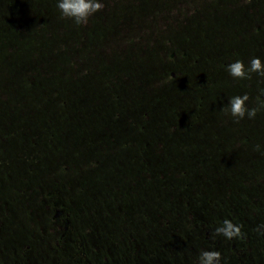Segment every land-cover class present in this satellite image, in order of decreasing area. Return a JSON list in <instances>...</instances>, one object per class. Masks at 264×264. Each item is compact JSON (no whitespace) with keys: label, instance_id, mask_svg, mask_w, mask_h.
Instances as JSON below:
<instances>
[{"label":"rangeland","instance_id":"obj_1","mask_svg":"<svg viewBox=\"0 0 264 264\" xmlns=\"http://www.w3.org/2000/svg\"><path fill=\"white\" fill-rule=\"evenodd\" d=\"M145 1L138 10L140 12L131 16L122 14V20L118 21L119 16L112 15L114 14L112 6L115 4L118 8L129 1L101 0L104 9L91 17L87 25L78 26L73 21L61 17L56 0H14L15 27L12 30L14 46L11 45V42L7 44L0 38V61L2 60L5 64V67L0 70V105L2 110L0 111V140L3 145L2 148L0 147V205H3L4 208L12 207V211L15 208V216L17 215L19 219L30 218L38 205L34 200H29L28 193L24 191L27 188V179L33 174L32 169L36 173L31 181L34 183L35 196H37V191L43 192L42 187H47L46 184L49 183L50 186L55 187L50 189L51 191L60 190V188L68 190L77 200L86 195L87 198L84 199H89L90 205H106L107 208L109 203L110 205L120 203L117 200L112 202L110 196L112 189L121 188L120 193L125 191L124 196H127V192L133 193L132 197L131 194H128V197L137 201V204L145 205L147 212L153 216L159 214L160 206L168 207L166 215L170 219L174 215L169 209L176 203V197L180 195L183 187L175 189L166 186L189 183L190 188L195 189L199 183L192 182L193 177L197 182L211 178L208 185L212 187L213 192L207 190L206 194H212L213 199L222 197L223 191L220 186L224 182H226L225 185L234 186L238 190L243 187V193L234 190L233 194L229 193L230 197L226 201H233L232 207H247L246 212H251L246 213L247 218L250 215L247 222L251 221L253 217L254 210L250 209L253 199L256 200V205L257 201L264 202V193H257L256 190H253L256 186L258 187L259 177L264 183V155H262L264 152V110L258 112L255 119L245 118L239 123L230 114L225 115L221 111L231 97L244 94L250 97L249 107L259 106L258 100L254 97L260 93L261 89H264V81L262 82L264 78L253 73L250 79L237 80L233 79L226 70L227 65L237 60H242L247 66L252 59L251 55L248 54L247 59L222 58L225 47L220 41L225 36L221 35L219 30L221 20L217 18L214 30L207 31L208 37L213 34L211 41L207 44L216 45L196 47L197 44L192 41L190 47L194 50L197 48L199 52L195 54L194 59H171L170 54L173 51L179 52L178 49L170 45L168 40L173 31L165 30L153 33L150 30H155L154 26H163V23H170L172 20L171 23L177 22V18L173 19L175 15L172 13L162 17V20L159 19L158 11L172 8L174 5L158 3L157 0ZM3 4H8L9 8L11 6L7 1H4ZM105 9L111 10L112 12L109 13L112 14L107 17L104 14ZM188 18L192 29H194L193 26H197L193 30L191 39H194L199 33L205 32L207 17L195 15ZM221 25L223 26L222 22ZM228 28L231 37L229 40L234 43L235 34H232L235 31H237L236 33L240 31L235 27ZM81 31L92 32L86 43H81L80 48L84 59H88L90 64L95 62L99 64V58L107 59V61L108 59H158L160 62L157 68L159 81L151 89L153 92L149 93L150 98L147 103L148 106H152L150 108L152 114L159 118L153 120L155 135L150 133L149 143L148 141L144 142V135H146L144 127L137 128L139 132L135 131L134 135V128L130 125V116L139 119L142 108H145L143 102L148 98V94L144 93L146 92L145 82L135 84L133 89L144 98L141 99L140 95H136L138 102L134 105L129 102V98H126L124 100L126 106L120 107L118 110L126 109L127 114H124L122 119L116 123H108V137L115 136V133L119 135L115 139L116 144H114L118 149L114 151L109 144L110 147L108 146L109 148H106L103 154H100L96 144H88L89 147L82 146L81 138L78 137L80 134L99 128L100 117L114 112L109 98L106 95L94 98L93 94L84 93L86 98L84 102H75V104L61 109L57 101L50 100L51 87L59 85L64 92H71L74 89L81 92V88L84 86L94 91L105 90L104 83L106 89H109L106 83L112 80L121 82L125 78L124 72L119 71L117 76L107 72L104 74V78L101 77L102 84L99 83L98 77L100 76L98 75L80 76L73 79L69 76L50 78L46 77L48 74H42L38 78L37 86L30 85L28 80L30 68L24 69L23 67H29L31 60L26 61L25 64L20 62L23 59H33L34 48H36L39 58L46 59L48 54L53 53L55 46L76 44L77 38L81 36ZM1 34L0 32V36ZM52 34L55 37H52ZM157 34L160 37L161 47L156 46L157 41H155L154 35L157 36ZM250 34V28H248L244 38H248ZM241 43V41L237 42L239 45ZM147 45L150 46V49L143 50ZM183 51L188 54L192 53L188 48H184ZM231 51L237 52V49L232 47ZM164 53L165 55L167 53V56ZM161 54L165 57L163 58ZM60 57L65 59L63 55ZM261 61L264 63V57ZM1 63L0 68L2 67ZM161 70L168 72L167 77H164V74H159ZM173 71L176 72L175 77L170 76ZM7 76L11 78L8 81ZM137 77L134 76V78ZM138 79L147 80L146 77H138ZM119 89L130 88L125 82L119 86ZM3 92L10 94L12 102L8 101L9 96L1 95ZM159 97L165 100L163 105H159V102L155 101V98ZM14 102L18 103L16 110L13 109ZM4 112L13 114L12 117H23L22 123L25 128L28 127L22 132L23 136L14 132L18 128L17 123L14 121L11 124L10 116ZM83 115L87 117V121H84L81 126ZM160 118H163L164 123ZM18 121L20 122L21 118ZM48 122L53 123L48 124ZM188 124L195 126L186 129ZM169 125L174 126L172 127L174 132L177 128V132L181 136L173 137L165 134V128ZM243 132H247L251 136L248 143L241 142ZM98 135L99 133L91 141L99 144L100 140L105 139ZM129 137L135 138L131 150L127 149L130 146L126 143L120 144ZM67 138L69 140L65 144L60 143L61 140ZM143 143L144 146H142ZM161 144L165 145V151L155 152L157 154H154L152 150L145 152L150 147H154L155 150L161 149L163 148ZM257 145L261 146L260 151L256 150ZM87 148H90L91 151ZM99 155L103 158H114L109 159V164L104 159H99L101 158ZM87 156H93L96 159L85 160ZM142 157L148 159L149 165L154 166L157 170L150 169L151 173L146 176L147 179L146 177L141 179L140 175H143V172H133L130 169L142 170L139 165V160ZM199 159L206 162L205 171L201 169V163L197 162ZM171 161L178 165V171L184 167L194 168V171L189 178L183 179L176 174V170L170 169ZM194 164L198 166L194 167ZM220 166V169H231V177L225 178L224 181L221 180L226 174L220 173ZM117 169L119 171H116ZM245 169L248 171L244 172ZM38 173L40 175H37ZM162 174L163 177L167 175L169 181L160 180ZM218 175L222 178H218ZM138 178H140L139 181ZM132 186L135 188L134 192L131 191L130 187ZM50 190L47 189V191ZM204 191L197 193L198 198L204 200L194 202L195 204L203 205L201 202L206 203L209 200L205 199L202 194ZM41 196V194L37 196L38 201ZM211 208L219 211L221 207L215 205L210 208H196V210L209 217ZM109 209L110 207L107 208V213ZM179 210L178 218L180 219L177 220V232L180 239L185 237L183 233L186 232L187 224L184 212L188 211L189 207ZM258 219L264 220V216L255 218V221ZM167 230L169 232L168 227ZM102 241L107 246V240ZM193 244L197 246V243Z\"/></svg>","mask_w":264,"mask_h":264},{"label":"flooded vegetation","instance_id":"obj_2","mask_svg":"<svg viewBox=\"0 0 264 264\" xmlns=\"http://www.w3.org/2000/svg\"><path fill=\"white\" fill-rule=\"evenodd\" d=\"M4 1L11 4L10 8L7 7L8 4H3ZM123 1L129 2L121 3L118 8L114 4V14L109 13L112 11L108 9H105L104 14L107 17L109 14H117V20L120 21L122 14L131 16L140 12L138 10L145 0ZM157 1L174 5L172 8L158 11L159 19L162 20V17L172 13L177 22L171 23L172 20L170 23H163V26H154L155 30H150L153 33L173 31L168 40L179 52L173 51L170 54L171 59H194L195 54L199 52L197 48L194 50L190 47L192 41L197 44L196 47L216 45L207 44L213 36L212 34L208 37L207 31L214 30V23L218 19L223 23V26L219 23L221 35L225 36L220 41L225 47L223 59H247L248 54L252 58L264 57V0ZM0 5V38L14 46V0H0ZM195 15L207 17V22L205 27L201 24L205 32L191 39L197 26L192 29L188 17ZM228 27H235L240 31L232 34H235L234 43L229 40L231 37ZM248 28L251 34L244 38ZM154 38L157 41L156 46L161 47L158 34L154 35ZM237 39L242 42L241 45L237 44L238 41L235 42ZM232 47H235L237 52H232ZM184 48L190 49L192 53L184 52ZM171 76L175 77L176 72H171ZM2 146L0 140V147ZM32 171L24 191L28 193L29 200L38 203L34 209L35 213L30 218L19 219L15 216V208L12 211V207L4 208L0 205V264H198L202 250L219 251L222 255L221 264H264V235L254 231L264 224V220L255 221V218L264 216L263 201H257L252 214L255 218L252 217L249 222L247 217L222 215L221 211L213 208L209 217H206L196 210L200 207L210 208L205 202H202L203 205L188 202L181 208L175 203L169 209L174 215L170 219L166 215L168 207L160 206L159 214L153 216L147 212L145 205L137 204V201L128 197L131 192L124 196L125 191L120 193L121 188H117L112 189L110 198L112 202L117 200L120 203H109L107 208L110 209L107 213L106 205H90L89 199H84L87 198L86 195L83 198L78 196L80 200H77L68 190L62 188L51 191L50 189L55 187L49 183L46 184L47 187H42L43 192L37 191V196L42 195L38 201L34 183H31L36 173L34 169ZM140 176L141 179L145 178V174ZM259 181L258 187L256 186L257 193L262 192L260 187L264 184L261 177ZM130 188L132 192L135 191L133 186ZM187 207L189 210L184 212L187 229L183 233L185 237L179 239L178 213L179 209ZM225 219L242 226L244 235L232 240L223 236L214 238L215 229L221 226ZM102 240H107V246ZM193 243H197V246Z\"/></svg>","mask_w":264,"mask_h":264},{"label":"trees","instance_id":"obj_3","mask_svg":"<svg viewBox=\"0 0 264 264\" xmlns=\"http://www.w3.org/2000/svg\"><path fill=\"white\" fill-rule=\"evenodd\" d=\"M91 34H92L91 31H87V32L81 31V36L77 38L76 44L71 45V46H69V45L55 46L53 49V53L48 54L46 59L39 58L37 55V50H36V48H34L33 49V54H34L33 59H28V60L23 59V61L20 62L22 64H25L26 61L31 60V62L29 63V67H26V66L23 67L24 69L30 68V72L28 71V73L30 75L28 78L30 85L33 86V84H34V86H37L38 78L41 77L42 74H48V75H46V77H50V78L69 76L73 79L80 77V76L81 77H89V76L98 75V76H100V77H98L99 83L102 84L103 79L101 77L104 78V74H106L107 72H111L112 75L117 76L118 72L122 71V73L123 72L125 73L124 74L125 78L122 79L121 82H117L115 80H112L111 82L106 83L108 85L109 89H106V87H105L106 85L104 83V89L105 90L94 91V90H91L89 87L84 86V88H81V90H82L81 92L78 91L77 89H74L71 92H68V91L64 92V90H61L62 89L61 86L53 85L51 87L50 100L54 101V102L57 101L58 105H60V108L63 109L67 106H71V105L75 104V102H84L86 99L84 96V93L88 94V95L93 94L94 98L103 97L105 95L107 96V98H109L111 108L114 109V112L107 114V115H102L100 117L101 124H99L100 125L99 128H96L95 130H92V131H88L85 134H80L78 137V138H81V145L82 146L89 147L88 144H91V145L96 144L100 154L101 153L103 154V153H105L104 150H106V148H109L110 146L112 147V149H114V151H116L118 149L114 146V144H116L115 139L118 138L119 135L117 133H115V136L108 137L109 136V132L107 130L108 123L109 122L116 123V121L122 119L124 114H127L126 109L118 110V108L120 109V107L123 108L124 106H126V103L124 102V100L126 98H129V102L133 105L138 102L136 95H140V94H137L135 92V90H133L134 86H135V84L138 85L141 82H143V83L145 82V84H146L145 91L146 92H144V93L148 94V98L143 102V104L145 105V108H142V113H141V116L139 117V119H136L135 117L133 118L132 116H130V125L134 128V135H135V131H137V133L139 132V130H137V128L140 129L141 126L144 127L146 129V131H145L146 135L143 134L145 136L144 142L148 141V140L150 141V139H149V138H151V136H149L150 133L155 135L153 133V131H155V127H153V124H152L153 120L159 119V118H156V116H154L152 114V111L150 110V108L152 106H148L147 103L149 102L150 94H152V92H153V90H151V89H153L154 85L157 84L159 81L158 80L159 75H157V72H159V71L157 70V68L159 67L160 62L158 61V59H108V61H107V59L105 60V59L99 58V64H96L98 62H95L94 64H90L88 59H84V55H82L80 48H81V43L82 42L86 43V40H88V38ZM51 36L55 37V36H53V34ZM144 49L149 50L150 46L147 45V47L143 48V50ZM16 50H17V47H16ZM18 53H20V51H18ZM58 55L65 56V59H61V57ZM0 62H2L1 63L2 67L0 68V70H2L5 67V64L3 63L2 60ZM107 68H110V69H107ZM159 74H164V77H167L168 72L166 73V71L161 70ZM134 76L146 77L147 80L144 81L142 79H138V77L134 78ZM170 76H171V74H170ZM6 79L8 81L11 78L7 76ZM263 81H264V79H262V82ZM125 82L128 83V88H130V89H119V86L122 84H125ZM1 95L9 96L7 99H9L8 100L9 102L10 101L12 102L10 94L3 92ZM140 97H141V99L144 98V96H142V95H140ZM254 98L256 100H258L257 104H259L260 101H264V96H261L260 93L256 94ZM155 101H158L159 105H163V103L165 102V100L161 97L155 98ZM17 104L18 103L14 102L13 109L16 110L18 108ZM4 113L7 116H10V118H11L10 123L11 124L14 121L17 123L16 125L18 128L14 132L20 133L23 136L22 132H24V130L28 129V127L25 128V126L22 123L23 117H19V116L12 117L13 114L10 115L8 112H4ZM7 118H9V117H7ZM20 118H21V121L19 122L18 120ZM81 119H82V124H81V126H82L83 122L87 121V117H85V115H83V117H81ZM160 119L164 123L163 118H160ZM54 121H55V119L53 120V122ZM53 122H48V124L53 123ZM76 122H77V120H76ZM192 126H195V125L188 124L186 129H190V128H192ZM172 127H174V126H170V125L167 126L165 128V130H166L165 134L170 135V136L172 135L173 137H175V136L180 137L181 134L179 132H177L178 129L176 128V131L174 132ZM97 133H99V135H98L99 137L105 138V139L100 140L99 144L91 141V139L93 137H95V135ZM241 136L243 138L241 140L242 143H245V142L248 143L251 139V136H249V134L247 132L246 133L243 132L241 134ZM106 137H108V138H106ZM130 137L127 140H125L124 142L120 143V144L126 143V145L130 146V148H127L128 150L132 149V147H133L132 144L134 142L133 140L135 139V138L132 139ZM63 138H66V137H63ZM68 140H69L68 138L61 140L60 143L65 144ZM149 141H148V143H149ZM109 144H110V146H109ZM161 145L163 146V148H161V149L155 150L154 147H150L145 152L152 150V152L154 154H157L155 152L165 151V145L164 144H161ZM142 146H144V143ZM195 147H197V145H195ZM139 149H140V147H139ZM87 150H90V148H87ZM86 154H87V152H86ZM99 157H101V156L99 155ZM110 158L113 159L114 157H110ZM94 159H96V158H94L93 156H87L85 158V160H88V161L89 160L93 161ZM99 159H104L105 161H107L110 164L108 157H106V158L101 157ZM138 160H139V158H138ZM138 160L136 159V161H138ZM197 162L201 163V169L205 171L206 162L203 159H199ZM139 165L142 168V170L141 169H135V168H130V169H132L133 172H138V171L143 172L145 174V177L151 173L150 169H154L155 171H157L154 168V166L149 165L148 159H144L143 157L141 158V160H139ZM101 166L103 167L104 165H101ZM175 166H177V168H175ZM196 166H198V165L194 164V167H196ZM169 167H170V169L176 170V174L179 175L183 179L189 178L191 176L192 171H194V168L191 169V168H187V167L181 168V170L178 171V165H176V163H173L172 161L170 162ZM220 168H221V166L219 167V169ZM122 170H124V169H122ZM116 171H119V170L117 169ZM245 171H248V170L245 169L244 172ZM222 172L225 173L226 176H224L222 178L221 176L218 175V178H222L221 180H223V181L225 180V178L231 177V175H232L231 169H220V173H222ZM148 178H150V177H148ZM146 179H147V177H146ZM210 179L211 178H206L205 181L203 179L202 181L197 182V180H195V178L193 177L192 182L199 183L198 187L195 189H191L189 186V183H182V184H178V185H169L166 187H168V188L171 187V188H175V189H178L179 187H181V188L183 187L184 191L179 190L180 195L176 197V205H178L180 208H181V206H184V204H186L188 202L194 203L197 201L200 202L201 200H204V199L198 198L197 193H199V191L202 192V190L203 191L205 190L204 193H202V194L204 195L205 199H209L208 201H206V203L210 207H213L215 205H219L221 207L219 209V211H221L223 214H227L228 216L231 215L233 217L236 215H238V216L240 215L241 217L242 216L247 217L246 215L248 213H251V212H246L247 207H245V206H243V207L241 206V208H239L237 206L232 207L231 204L233 201H231V200L226 201V199H228V197H230L229 193L232 192V194H233L234 190L236 192L243 193V191H244L243 187L241 190H238V189H235L234 186L225 185L226 182H224V184H222L220 186L222 191H223L222 197L220 199H213L212 194H209V195L206 194L207 190L208 191L212 190V187L210 185H208L210 183L209 182ZM139 180H140V178H138V181ZM160 180L169 181L167 178V175L165 177H163V174L160 175ZM260 189L264 193V184H262ZM253 190H256V188H254ZM212 192H213V190H212ZM263 206H264V203H263ZM250 209H252V211L255 210V199H253L252 206H250ZM253 212H252V214H253ZM249 216H248V218H249Z\"/></svg>","mask_w":264,"mask_h":264},{"label":"clouds","instance_id":"obj_4","mask_svg":"<svg viewBox=\"0 0 264 264\" xmlns=\"http://www.w3.org/2000/svg\"><path fill=\"white\" fill-rule=\"evenodd\" d=\"M57 8L62 18L69 19L78 26H85L91 17L104 9V4L101 0H58ZM226 70L233 79L237 80L250 79L253 73L264 78V63L257 57L252 58L247 66L242 60H237L227 65ZM260 95L264 96V89L260 90ZM249 100L250 97L247 94L231 97L221 111L225 115L230 114L237 123L245 118L255 119L257 113L264 110V101H260L258 107H249ZM256 150L260 151L261 146L257 145ZM241 227L231 220L225 219L222 225L215 229L213 237L223 236L228 240L240 238L244 235ZM254 231L264 235V224L258 226ZM221 260L222 255L219 251L202 250L198 257V264H221Z\"/></svg>","mask_w":264,"mask_h":264}]
</instances>
